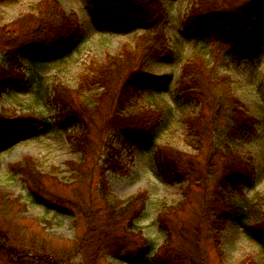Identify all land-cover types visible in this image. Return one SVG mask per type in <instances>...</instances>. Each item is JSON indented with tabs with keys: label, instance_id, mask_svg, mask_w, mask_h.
<instances>
[{
	"label": "rangeland",
	"instance_id": "374dc122",
	"mask_svg": "<svg viewBox=\"0 0 264 264\" xmlns=\"http://www.w3.org/2000/svg\"><path fill=\"white\" fill-rule=\"evenodd\" d=\"M39 1H0V24L31 12ZM57 1L64 12L75 14L81 28L77 42L34 55V65L18 54L16 71L23 76L0 96V192L24 203L21 213L0 210V235L7 238H0V264H37L41 256H51L57 264H264V217L256 219V213L264 212V0H234L209 13L210 38L202 35L193 18L194 0H160L165 13L160 26L163 51L167 53L143 67L156 78L155 85L133 94L121 109L130 113L143 106L150 108L157 115L154 129L138 143L124 131L109 129L106 136L98 138L91 130L89 139L95 153L88 163V167L92 165L90 178L83 183L72 180L69 172L71 164L82 159L70 138L82 124L71 119L64 123L66 132L63 130L52 85L73 87L90 60L101 62L122 45H133L145 30L140 24L127 30L112 29L99 21L89 0ZM198 52L204 53L211 72L229 78L236 101L235 108L229 106L227 113L217 115L216 131L201 136L199 150L193 147L196 143H189L195 141L196 130L189 128L187 120L200 114L201 105L178 96L183 64ZM214 117V113L205 114L201 125L209 130ZM214 141L218 146L228 145L242 167L225 174L228 177L218 187L220 194L209 185L211 173L206 171ZM162 145L183 154V166L188 164L185 157L191 158L192 175L207 185L190 183L176 174L166 159L162 164L157 161V149ZM25 158L34 160L50 178L63 181L48 184L46 198L51 203L35 195L19 174L10 171V165ZM224 167L225 158L215 156L212 169L217 175H223ZM99 181L108 199L122 205L141 192L147 197L135 212L123 216L121 224L131 226L117 232L135 240L136 244L124 246L121 252L131 255L110 250L102 254L110 236L105 232L98 236L96 222L87 224V219L78 218L79 209L85 210L86 216L90 211L91 218L92 211L102 205L98 191L86 201L88 186L95 190ZM213 207L218 213L225 209L233 215L217 232L211 231L207 221ZM240 207L249 211L248 215L243 216ZM142 238L149 240L148 250L142 256L133 255L146 245Z\"/></svg>",
	"mask_w": 264,
	"mask_h": 264
},
{
	"label": "trees",
	"instance_id": "16d2710c",
	"mask_svg": "<svg viewBox=\"0 0 264 264\" xmlns=\"http://www.w3.org/2000/svg\"><path fill=\"white\" fill-rule=\"evenodd\" d=\"M232 1L234 0H194L196 7L193 9V18L200 24L202 35L210 38L212 34L211 30L208 31L209 17H211L209 13L214 14L222 9L223 5L226 7ZM89 2L94 7L99 21L112 29L127 30L135 24H140L145 32L135 40L133 45H122L115 53L107 54L101 62L90 60L82 69L73 87L52 85L53 99L60 107L59 124L63 130L66 132L63 127L64 123L71 119L82 124L80 131L70 136L81 152L82 159L78 163H72L69 167L71 179L82 183L85 182L86 177L90 178L89 171H91L92 165L88 167V163L92 161V156L95 153V145L89 139L91 130H95L98 138L102 134L106 136L109 129L124 131L134 143H138L141 138H148L152 133L153 121L157 118L153 110L143 106L130 113H122L121 109L126 107L133 94L155 85L153 80L155 81L156 78L143 71V67L151 60L160 59L167 53V51H163L165 39L161 35L160 26L165 13L160 0H136L134 3L127 0H89ZM80 34L81 28L75 14L64 12L57 0H40L31 12L21 14L11 23L0 24V96L7 92L11 83L23 76L21 72L16 71L18 54L25 55L34 65V55L42 51L51 52L55 48L65 49L71 44H75ZM178 96L183 101L195 100L201 105L200 114L187 120L190 129L195 127L193 129L196 130V139L189 143H196L193 147L197 150L200 149L201 136L208 131H216L217 121L215 118L217 115L227 113L229 106L235 108L236 104L231 93L229 78L211 72L202 52L195 53L184 62L178 81ZM212 98L216 100L214 102L216 105L212 106ZM205 111L207 112L204 113ZM232 111L235 110L232 109ZM209 113H214L215 117L211 122L212 127L207 130L204 125H201L200 120H205V114ZM8 122L11 124L13 121L8 120ZM236 127H238L237 124ZM210 149L206 160V171L211 173L209 185H214L215 191L220 194L218 187L223 185V180L228 177V174H225L234 172V167H242L239 165L240 160L234 157L235 155L228 145L218 146L216 144L215 148L210 147ZM157 155V161L160 160L162 164V159H166V164L173 167L179 176L188 178L190 183L193 181L195 185L197 183L207 185L200 181L201 178L192 175L193 168L189 165H192L191 158L185 157L188 164L181 165L180 161L184 159L183 154L168 145L159 146ZM217 155L225 158L227 162V167L221 171L222 176L217 175L212 169L213 160ZM99 168L103 169V167ZM9 169L15 174H19L34 194L38 197L41 196L40 198L47 203H51V199L46 198V195L49 194L47 186L49 187L48 184L51 180H53L52 185L63 182L53 176L50 178L49 173H43L38 169L36 162L30 158L10 165ZM191 176L194 178L192 177V179ZM100 188L101 184L95 190L88 186L86 201H91L93 193L98 191L103 201L102 205L96 212L92 211L91 218L89 217L90 211L86 216L85 210L79 209L78 218L87 219V224L96 222L94 231L98 232V236L101 237L104 232L110 236L111 240L109 239L101 249L102 254L106 250H110L111 253H120L119 255H131L129 251L121 252L124 246L136 244L135 240L121 237L117 232L123 229L125 231L126 226L128 228L131 226L127 223L121 224L123 216L135 212L139 202L147 197L144 195L145 193L141 192L122 205L123 202L119 200H109V196ZM215 198V201L219 200L218 197ZM20 199L11 198L10 195L0 192V210L5 213H21L24 210V203L20 202ZM240 202L242 206H246L243 198L240 199ZM240 210H242L243 216L249 213L244 207H240ZM209 213L207 221L212 232L222 229L225 220L233 216L232 213L230 216L225 209L218 213L214 207L209 209ZM237 217L241 218V215L238 214ZM263 217L264 212L256 213V219ZM0 238L7 239L3 235H0ZM142 240L146 245L140 247V250H134L133 255L142 256L145 249L148 250L149 240L146 238H142ZM50 258L51 256H41L36 260V263L57 264ZM128 258L130 257L128 256Z\"/></svg>",
	"mask_w": 264,
	"mask_h": 264
}]
</instances>
